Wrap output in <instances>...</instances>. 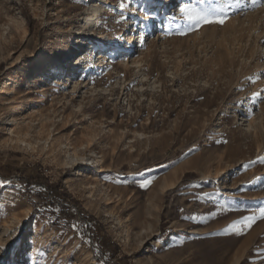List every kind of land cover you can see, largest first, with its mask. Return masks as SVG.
Returning <instances> with one entry per match:
<instances>
[{
  "label": "rangeland",
  "instance_id": "obj_1",
  "mask_svg": "<svg viewBox=\"0 0 264 264\" xmlns=\"http://www.w3.org/2000/svg\"><path fill=\"white\" fill-rule=\"evenodd\" d=\"M178 2L0 0V264H264V8Z\"/></svg>",
  "mask_w": 264,
  "mask_h": 264
},
{
  "label": "snow or ice",
  "instance_id": "obj_2",
  "mask_svg": "<svg viewBox=\"0 0 264 264\" xmlns=\"http://www.w3.org/2000/svg\"><path fill=\"white\" fill-rule=\"evenodd\" d=\"M249 3L253 9L264 8L262 0H185L178 9L179 15L172 16V22L179 21L180 28L177 30L170 27L169 34L184 36L198 31L204 26L218 25L223 27L232 19L234 13H242L249 6ZM255 95L259 98V93ZM260 162L264 163V160ZM151 183V180H146L140 186L146 187ZM258 211L260 218L264 219V206L260 207ZM255 220V215L245 218L244 227L250 229ZM233 227L237 228L236 234H244L243 229H239L236 225Z\"/></svg>",
  "mask_w": 264,
  "mask_h": 264
},
{
  "label": "bare ground",
  "instance_id": "obj_3",
  "mask_svg": "<svg viewBox=\"0 0 264 264\" xmlns=\"http://www.w3.org/2000/svg\"><path fill=\"white\" fill-rule=\"evenodd\" d=\"M174 1V4H173V6H178L179 5V2L177 3V0H173ZM175 3H177L176 5H175ZM173 6L171 7V8H173ZM77 58V57H76ZM75 58V59H76ZM79 61L77 62L76 61V63L75 64H80V62L82 61V55H80V56H78V58H77ZM58 80V79H57ZM57 83H60L59 81H57Z\"/></svg>",
  "mask_w": 264,
  "mask_h": 264
}]
</instances>
